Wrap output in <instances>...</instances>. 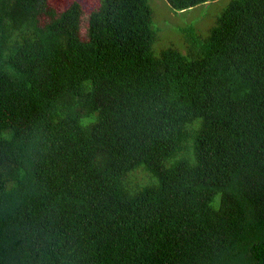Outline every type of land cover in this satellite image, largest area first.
Here are the masks:
<instances>
[{"label":"trees","instance_id":"obj_1","mask_svg":"<svg viewBox=\"0 0 264 264\" xmlns=\"http://www.w3.org/2000/svg\"><path fill=\"white\" fill-rule=\"evenodd\" d=\"M180 34L0 0V264H264V0Z\"/></svg>","mask_w":264,"mask_h":264},{"label":"rangeland","instance_id":"obj_2","mask_svg":"<svg viewBox=\"0 0 264 264\" xmlns=\"http://www.w3.org/2000/svg\"><path fill=\"white\" fill-rule=\"evenodd\" d=\"M230 0H218L202 4L186 11H174L167 0H150L154 11V23L162 28L160 44L179 43L183 29L206 21L213 23L215 18ZM171 42V43H170ZM181 44V43H180Z\"/></svg>","mask_w":264,"mask_h":264}]
</instances>
